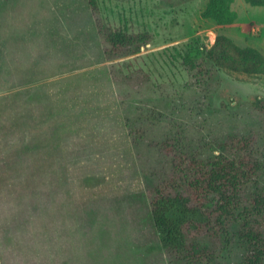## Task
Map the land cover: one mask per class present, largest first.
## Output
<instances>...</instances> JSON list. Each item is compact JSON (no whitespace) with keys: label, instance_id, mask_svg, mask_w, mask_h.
I'll return each mask as SVG.
<instances>
[{"label":"rangeland","instance_id":"obj_1","mask_svg":"<svg viewBox=\"0 0 264 264\" xmlns=\"http://www.w3.org/2000/svg\"><path fill=\"white\" fill-rule=\"evenodd\" d=\"M207 2L0 0V264H168L148 217L167 162L154 143L264 139V75L220 71L200 91L177 54L225 34L264 55V6L234 0L237 19L221 27L201 16ZM95 16L151 42L104 61ZM123 61L124 73L148 74L140 88L112 76ZM131 125L143 130L137 145ZM242 250L235 242L224 264Z\"/></svg>","mask_w":264,"mask_h":264},{"label":"trees","instance_id":"obj_2","mask_svg":"<svg viewBox=\"0 0 264 264\" xmlns=\"http://www.w3.org/2000/svg\"><path fill=\"white\" fill-rule=\"evenodd\" d=\"M245 1L264 6V0ZM86 2L96 8V0ZM233 2L208 0L201 16L221 27L230 25L237 19L231 8ZM94 32L104 61L135 58L151 42L146 32L133 33L125 26L114 28L96 16ZM177 52L190 78L189 85L200 91H208L206 87L215 84L220 71L264 75V55L254 47L237 45L225 34L217 35L210 47L193 38ZM125 63L119 64L112 76L120 75L123 83L140 88L148 74L134 70L124 73L121 66L130 62ZM256 106L264 110V99L257 97ZM130 127L135 133L133 145H137L136 137L143 139V130ZM263 140L253 132L228 133L205 140V147L196 148L193 141L175 133L154 143L166 152L167 162L148 187V217L168 264H224L235 242L243 249L242 255L230 264H264Z\"/></svg>","mask_w":264,"mask_h":264},{"label":"built area","instance_id":"obj_3","mask_svg":"<svg viewBox=\"0 0 264 264\" xmlns=\"http://www.w3.org/2000/svg\"><path fill=\"white\" fill-rule=\"evenodd\" d=\"M210 42H211V44H212V40H210ZM208 47H210V46H208Z\"/></svg>","mask_w":264,"mask_h":264},{"label":"crops","instance_id":"obj_4","mask_svg":"<svg viewBox=\"0 0 264 264\" xmlns=\"http://www.w3.org/2000/svg\"><path fill=\"white\" fill-rule=\"evenodd\" d=\"M219 26V25H218Z\"/></svg>","mask_w":264,"mask_h":264}]
</instances>
